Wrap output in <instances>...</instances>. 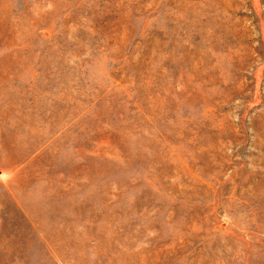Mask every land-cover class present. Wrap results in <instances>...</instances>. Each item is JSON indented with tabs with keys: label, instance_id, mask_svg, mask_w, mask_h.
I'll return each mask as SVG.
<instances>
[{
	"label": "rangeland",
	"instance_id": "obj_1",
	"mask_svg": "<svg viewBox=\"0 0 264 264\" xmlns=\"http://www.w3.org/2000/svg\"><path fill=\"white\" fill-rule=\"evenodd\" d=\"M0 264H264V0H0Z\"/></svg>",
	"mask_w": 264,
	"mask_h": 264
}]
</instances>
